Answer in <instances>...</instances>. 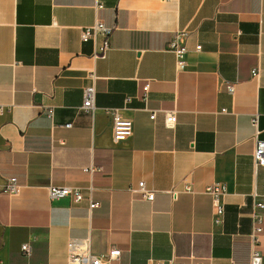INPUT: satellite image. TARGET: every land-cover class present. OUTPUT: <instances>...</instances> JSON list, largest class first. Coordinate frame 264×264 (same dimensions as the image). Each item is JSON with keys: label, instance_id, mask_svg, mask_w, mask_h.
Instances as JSON below:
<instances>
[{"label": "crops", "instance_id": "obj_1", "mask_svg": "<svg viewBox=\"0 0 264 264\" xmlns=\"http://www.w3.org/2000/svg\"><path fill=\"white\" fill-rule=\"evenodd\" d=\"M97 17L116 27L99 58L81 38ZM180 32L182 70L170 50ZM91 85L94 114L81 110ZM107 108L133 121L129 139L115 143ZM256 115L264 137V0H0V186L21 185L0 194L3 261L68 264V242L90 235L97 254L121 250L114 264H250L253 201L264 202ZM140 182L153 201L130 190ZM216 183L220 223L206 193ZM50 186L84 199L52 200Z\"/></svg>", "mask_w": 264, "mask_h": 264}, {"label": "built area", "instance_id": "obj_2", "mask_svg": "<svg viewBox=\"0 0 264 264\" xmlns=\"http://www.w3.org/2000/svg\"><path fill=\"white\" fill-rule=\"evenodd\" d=\"M99 11L103 8L101 2H97L95 6ZM116 27L107 25L101 18L97 17L92 25L83 27L81 38L83 41L93 40L97 43L96 52L94 56L96 58L104 57L110 48V37ZM185 32H180L175 35L170 43V50L176 56V65L178 70H182L187 64L188 48L183 42ZM201 49V45L196 47ZM253 75L258 76V69L253 70ZM226 87L230 92H234L235 85L233 83H226ZM149 84L144 86V90L147 92ZM82 111L94 114L96 110V89L94 86H88L84 91V101L81 107ZM53 108H49V114L53 115ZM106 112L112 118L113 127V139L115 143L123 142L129 139L133 135L134 124L129 118H126L119 109L107 108ZM156 113L151 114V118L154 119ZM166 121L169 125H174L177 121V115L175 111H166ZM252 123L256 128V147L253 154L256 166L264 167V137H260L259 130V116L256 115L252 119ZM66 127H71L72 123L65 124ZM86 170L94 171V167H88ZM130 190L133 193H139L144 199L153 201L155 198V191L149 190L144 182H140L137 186H131ZM187 191H191L190 186H186ZM21 192V185L18 182L17 177L9 178L5 185L0 186V194L10 193L12 195H19ZM206 193L210 194L213 201L214 221L220 223L225 213V206L223 199L227 193V187L223 183H216L206 187ZM49 195L52 200L60 199L62 197L70 196L75 201H81L84 199V195L79 189L70 186H50ZM176 196V193H174ZM97 202H90V208L93 209L98 206ZM252 218L254 221L253 230L250 234V264H264L263 255L260 250V235L263 230L262 221L263 216L259 210L264 208V202H261L256 197L253 201ZM22 249L29 253L30 246L25 243ZM121 256V250L119 248H112L105 255H100L94 252L92 247V238L90 235L84 238H74L68 242V264H114ZM0 264H6L0 254ZM151 264H164L162 260H151ZM179 264V263H173Z\"/></svg>", "mask_w": 264, "mask_h": 264}]
</instances>
